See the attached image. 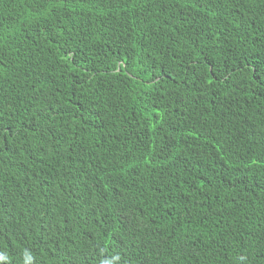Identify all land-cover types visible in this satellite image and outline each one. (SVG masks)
I'll use <instances>...</instances> for the list:
<instances>
[{"label":"trees","instance_id":"16d2710c","mask_svg":"<svg viewBox=\"0 0 264 264\" xmlns=\"http://www.w3.org/2000/svg\"><path fill=\"white\" fill-rule=\"evenodd\" d=\"M0 264H264V0H0Z\"/></svg>","mask_w":264,"mask_h":264}]
</instances>
